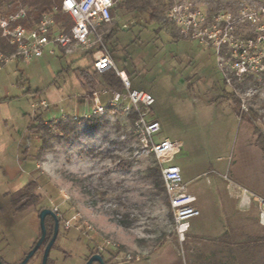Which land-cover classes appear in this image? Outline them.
<instances>
[{
    "label": "rangeland",
    "instance_id": "obj_1",
    "mask_svg": "<svg viewBox=\"0 0 264 264\" xmlns=\"http://www.w3.org/2000/svg\"><path fill=\"white\" fill-rule=\"evenodd\" d=\"M170 1L125 0L100 33L116 31L107 45L117 68L135 88L154 96L150 112L161 123L156 138L182 143L172 163L181 167L201 215L189 220L180 239L168 195L150 174L155 158L142 150L130 123L121 114L77 120L70 115L77 108L93 111L92 103L80 101L91 91L80 77L81 71L95 72L91 53L57 47L50 53L49 46L42 58L14 59L0 67L1 108L12 117L0 133V256L6 264L20 263L39 239V214L45 208L60 219L50 264H87L94 254L107 264H264L258 207L240 200L242 189L264 196V149L254 132L257 127L264 134V74L227 85L215 51L170 21ZM185 4L234 19L255 13L257 23L241 20V34L256 30L264 36V0ZM153 7L159 9L158 19ZM5 11L6 5L0 7V18ZM226 93L235 94L240 108L246 101L248 111L241 112L252 120H241ZM62 110L69 116L44 121L60 117ZM37 161L41 168L27 177ZM12 172L21 177L9 183ZM30 180L38 183L42 199L14 212L10 194ZM45 248L27 264H41Z\"/></svg>",
    "mask_w": 264,
    "mask_h": 264
},
{
    "label": "built area",
    "instance_id": "obj_2",
    "mask_svg": "<svg viewBox=\"0 0 264 264\" xmlns=\"http://www.w3.org/2000/svg\"><path fill=\"white\" fill-rule=\"evenodd\" d=\"M124 1L62 0L61 9L70 15L73 22L68 31L60 28L53 14H45L38 23L28 22L27 26L17 23L20 19L27 18V8L0 18L2 35L16 46V51L10 55L0 50V67L14 59L32 61L42 58L46 49L52 46L67 53H91L96 72L115 70L121 79L122 88L114 92L107 86L91 90L89 96L94 105L92 114H74L73 119H89L109 113L121 114L130 123L137 143L143 151L155 158L161 170L176 232L183 240L190 227L189 220L200 216L201 210L196 206L197 197L189 192L184 182L181 167L172 163L182 153V143L156 138L161 130V123L150 112L155 103L154 96L146 90L135 88L126 71L117 68L104 35L100 33L102 27L112 21L114 9ZM185 1H170L169 19L188 38L215 51L218 67L227 85L241 83L251 75L264 74V36H258L259 31L256 30L247 36L241 34V20L257 23L255 13H246L237 19L228 13L210 15L200 7H189ZM261 14L264 15V6ZM49 51L55 53L54 48ZM43 105L47 107L45 102ZM241 108L244 112L248 111L245 100L242 101ZM224 178L228 179L227 175ZM240 200L246 206L251 203L257 205L258 221L264 226V196L242 189ZM71 220L66 221V227L71 226Z\"/></svg>",
    "mask_w": 264,
    "mask_h": 264
},
{
    "label": "trees",
    "instance_id": "obj_3",
    "mask_svg": "<svg viewBox=\"0 0 264 264\" xmlns=\"http://www.w3.org/2000/svg\"><path fill=\"white\" fill-rule=\"evenodd\" d=\"M128 1L135 2L136 0H128ZM4 5H6V11L4 16L15 14L21 8H27V18L20 19L19 21H17V23H21L25 26L28 25V22L38 23L45 14H53L56 23L60 26L61 29L65 31H68L73 24L70 15L64 13L61 9L62 0H0V7ZM135 9L143 10L144 7L136 5ZM158 13H159L158 7H153L154 18L158 19ZM115 35H116V31H111L108 34H106V36L104 37L105 42L108 44L115 37ZM0 50L7 55H10L16 51V46L10 44L9 40L2 35L1 29H0ZM80 77L84 81L86 87H88L90 90H94V88H96L97 85H101V84L107 86L111 92L118 91L122 88L121 79L119 75L116 73V71L113 69H110L101 74L97 73L96 71L94 73H90L88 71H81ZM98 77L101 79L100 81H98ZM226 98H228L232 102L234 111L241 118V120H248V121L252 120V117L248 116L246 113L241 112L240 101L235 96L234 93H226ZM250 114L253 116V118L254 117L256 118L258 115L257 112L253 110V108H250ZM91 121L94 122V120ZM40 125L41 127L43 126L44 128L47 127V125L44 124L43 120H41ZM35 128H37V126H35L34 129ZM254 132L257 135L256 143L264 149V134L257 127L254 128ZM150 174L152 177H154L155 187L160 189L161 191L166 192L164 187V182L161 176V170L157 164L155 165V167H152L150 169ZM37 187H38V183L35 180H30L22 188L11 193L9 198L10 209L13 210L14 212H24L28 210L30 207L38 205L42 199V196L36 193ZM42 210L43 209H41L40 212ZM58 220L60 223L59 218ZM55 224H56L55 219L52 216H47L46 218L47 237L43 245H47L49 241L52 239L55 233ZM123 225L127 226L125 223H123ZM263 238L264 236L262 237V239ZM0 260L6 264V262L1 256H0ZM48 264H50V256L48 259Z\"/></svg>",
    "mask_w": 264,
    "mask_h": 264
},
{
    "label": "water",
    "instance_id": "obj_4",
    "mask_svg": "<svg viewBox=\"0 0 264 264\" xmlns=\"http://www.w3.org/2000/svg\"><path fill=\"white\" fill-rule=\"evenodd\" d=\"M47 216H52L55 219V233L52 237V239L49 241V243L46 245V248L44 250L42 263L41 264H48V259L50 256V252L52 250V247L54 243L57 241L58 233H59V220L57 218L56 213L54 210L45 208L43 209L39 214L40 219V228H41V235L39 239L37 240L36 244L31 248V250L25 255V257L22 259V261L18 264H27L30 259L39 251V249L42 247L44 241L47 237V228H46V218ZM94 262H99L100 264H105L104 257L100 254L93 255L90 260L87 262V264H93ZM0 264H5L0 260Z\"/></svg>",
    "mask_w": 264,
    "mask_h": 264
},
{
    "label": "crops",
    "instance_id": "obj_5",
    "mask_svg": "<svg viewBox=\"0 0 264 264\" xmlns=\"http://www.w3.org/2000/svg\"><path fill=\"white\" fill-rule=\"evenodd\" d=\"M52 48H54V47H52ZM51 48V49H52ZM105 98V97H104ZM80 99V98H79ZM80 101L81 102H84V103H86L87 105H89V103H92L93 104V101H92V99H91V97L90 96H86L85 98H83V99H80ZM46 103V102H45ZM47 104V103H46ZM5 106V103L3 104L2 102H0V133H3L4 132V126L6 125V123L12 118L11 117V114H10V112L7 110V111H5L4 109H2L3 107ZM2 107V108H1ZM93 107H94V105H93ZM47 108H48V104H47ZM62 115L60 116V117H53V118H51V119H46V120H44L45 122H50L51 120H57V119H62V118H64L63 117V115H67V116H69V113H66L65 111H63L62 110ZM89 114L90 115V113L87 111V110H84V111H82V112H80L79 111V109L77 108V109H75V111L73 112V113H71L70 115H74V114H78V115H83V114ZM92 114V113H91ZM89 122H91V119L89 120ZM33 127V126H32ZM39 151H40V149H39V147L37 148ZM28 155H29V152H28V154L26 153V151H25V156L26 157H28ZM33 162L31 161V164H32ZM39 168H41V165H40V163L37 161V164H36V166L34 167V168H32V170H30L29 172H28V174H27V177H31L32 176V173L35 171V170H38ZM20 177H21V174H19V173H17V172H12V173H10L9 174V177H8V182L9 183H14V182H16V181H18L19 179H20ZM27 177H25V180H27ZM22 179V178H21ZM24 180V181H25ZM198 201V200H197Z\"/></svg>",
    "mask_w": 264,
    "mask_h": 264
},
{
    "label": "flooded vegetation",
    "instance_id": "obj_6",
    "mask_svg": "<svg viewBox=\"0 0 264 264\" xmlns=\"http://www.w3.org/2000/svg\"><path fill=\"white\" fill-rule=\"evenodd\" d=\"M180 155H181V154H180ZM180 155H179V156H177V157H180ZM59 225H60V223H59ZM94 255H95V254H94ZM92 256H93V255H92ZM92 256H91V257H92ZM91 257H90V258H91ZM104 260H105V259H104ZM93 264H100V263H99V262H94ZM105 264H107V262H106V261H105Z\"/></svg>",
    "mask_w": 264,
    "mask_h": 264
}]
</instances>
